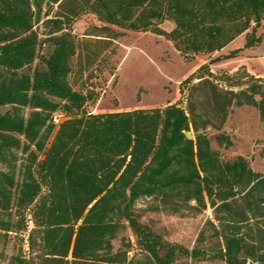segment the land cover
<instances>
[{
  "label": "trees",
  "instance_id": "16d2710c",
  "mask_svg": "<svg viewBox=\"0 0 264 264\" xmlns=\"http://www.w3.org/2000/svg\"><path fill=\"white\" fill-rule=\"evenodd\" d=\"M87 14L99 24L78 39L74 23ZM263 22L264 0H0V237L19 244L0 260L264 264V172L242 155L223 158L207 134L243 105L264 123V77L245 65L210 69L257 45ZM115 28L162 35L186 60L241 34L245 42L181 81L184 105L91 113L95 88L76 89L69 76L93 77L123 34ZM55 111L67 117L57 126ZM215 139L232 144L223 131ZM145 198L174 213L210 208L212 217L187 247L140 221L135 207ZM126 227L134 241L121 237L115 247Z\"/></svg>",
  "mask_w": 264,
  "mask_h": 264
},
{
  "label": "rangeland",
  "instance_id": "374dc122",
  "mask_svg": "<svg viewBox=\"0 0 264 264\" xmlns=\"http://www.w3.org/2000/svg\"><path fill=\"white\" fill-rule=\"evenodd\" d=\"M98 24L99 22L90 14L81 16L74 23L77 38L89 39L84 33L92 32L91 26ZM161 26L165 30H171L174 23L165 20ZM115 29L123 31V34L115 38L106 52H103L105 54L101 62L91 67L93 77L86 81L87 72L82 76L78 74L69 76L70 83L76 89L84 84L95 88L97 98L93 102L89 101L85 109L91 113H103L161 107L174 102L184 105L185 99L179 91L181 81L198 66L209 61L212 58L211 54L199 53L186 60L173 46L172 41L162 35L150 31ZM260 32L264 34V24L257 31ZM244 42V34L236 37L232 40V50L242 48ZM229 51L231 50L225 48L212 55L216 57ZM76 63L74 59V71ZM240 65H245L247 70L250 69V73L264 77V35L257 45L241 49L234 58L212 63L210 69L214 73L233 72ZM220 131L229 135L232 141L230 146L217 144L215 136ZM220 131L208 128L207 134L212 147L219 150L223 158L231 160L237 155H242L253 169L264 172V123L259 119L256 108L246 105L233 107ZM135 210L140 216V221L163 238L187 247L194 244L205 220L212 217L210 208L200 213L188 211L174 213L164 209L158 200L152 198L140 199ZM121 237L134 241L131 230L126 227L114 241L115 247L119 246ZM18 246L19 244L11 239L6 241L0 237V258L17 250ZM0 264H6V261L0 260Z\"/></svg>",
  "mask_w": 264,
  "mask_h": 264
},
{
  "label": "built area",
  "instance_id": "2783aa9c",
  "mask_svg": "<svg viewBox=\"0 0 264 264\" xmlns=\"http://www.w3.org/2000/svg\"><path fill=\"white\" fill-rule=\"evenodd\" d=\"M66 118V115L61 111H55L51 115V121L56 126L59 125V123Z\"/></svg>",
  "mask_w": 264,
  "mask_h": 264
},
{
  "label": "crops",
  "instance_id": "0c3cea01",
  "mask_svg": "<svg viewBox=\"0 0 264 264\" xmlns=\"http://www.w3.org/2000/svg\"><path fill=\"white\" fill-rule=\"evenodd\" d=\"M263 24H264V22H263ZM262 24V25H263ZM242 35V34H241ZM240 36V35H239ZM238 36V37H239ZM231 45H232V41L228 44V45H226L224 48H222L220 51H222L223 49H225V48H228V49H230V50H232L233 48H231ZM216 52H218V51H216ZM212 54H214V52L213 53H211V56L213 57L214 55H212ZM207 55H209V54H207ZM208 60V59H207ZM204 62V61H203ZM249 70V72H250V69H248ZM255 76H259V75H255Z\"/></svg>",
  "mask_w": 264,
  "mask_h": 264
},
{
  "label": "water",
  "instance_id": "95a60500",
  "mask_svg": "<svg viewBox=\"0 0 264 264\" xmlns=\"http://www.w3.org/2000/svg\"><path fill=\"white\" fill-rule=\"evenodd\" d=\"M185 135H186V137H188V138H191V137H192V134H191L190 131H186V132H185Z\"/></svg>",
  "mask_w": 264,
  "mask_h": 264
}]
</instances>
